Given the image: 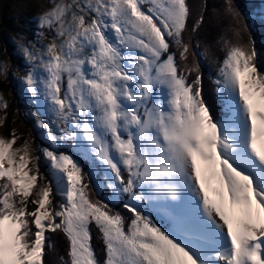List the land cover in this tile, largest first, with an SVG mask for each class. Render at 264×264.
Instances as JSON below:
<instances>
[{"label": "snow or ice", "instance_id": "6c2138e0", "mask_svg": "<svg viewBox=\"0 0 264 264\" xmlns=\"http://www.w3.org/2000/svg\"><path fill=\"white\" fill-rule=\"evenodd\" d=\"M50 3L37 42L19 47L20 91L52 147L33 155L15 130L0 136V264H48L55 232L68 241L62 264H264V70L247 16L226 0L234 41L214 57V108L203 61L189 62L188 0ZM8 108L0 93V127ZM105 188L128 197L130 217Z\"/></svg>", "mask_w": 264, "mask_h": 264}, {"label": "trees", "instance_id": "16d2710c", "mask_svg": "<svg viewBox=\"0 0 264 264\" xmlns=\"http://www.w3.org/2000/svg\"><path fill=\"white\" fill-rule=\"evenodd\" d=\"M235 8L242 13V15L248 16L247 22L251 23L252 27L244 33V42L254 41L255 48L258 52V64L264 70V21L253 20L251 16L261 14L258 12L260 8H263V0H232ZM190 5L191 15L189 19V31L185 34V40L190 44L189 62H199L203 61L201 64V72L204 74L205 79V92L215 108V96L213 92L214 85L210 77H214L217 73V68L219 67L218 60L223 59L225 54V49L223 48V42L226 39H233L232 33V18L226 10V0H188ZM204 16V22L200 25L196 32H191V25L195 24L200 16ZM21 32L24 35L33 38L32 29L22 26ZM18 29L17 24L14 19L10 17L5 21L4 27L0 32V53L6 52L12 62V68L16 70H22L25 66V61L23 57L16 52L15 45L13 41L9 38L8 34H12ZM197 45L199 48L197 49ZM172 50L177 53V58L179 61V52L173 45ZM199 51L201 53L207 51V57L194 56L193 53ZM217 58V59H214ZM181 67H183L184 62L179 61ZM10 78H7L2 82L3 87H10ZM9 104L7 110V120H6V130L9 132L11 130L10 124V114L13 111L19 112L22 119L27 121L25 131H29L32 138L33 145L35 147V153L37 145L42 147L52 146L40 135V130L33 126L36 121L35 117L26 118V110L21 106L20 98L17 93L13 96L6 98ZM37 115V114H36ZM24 133V132H23ZM63 150H70L67 147H62ZM43 159V158H42ZM82 163L85 165L86 161L83 160ZM41 173L45 176L44 183L48 180V168L47 164L43 163L41 165ZM108 191V190H107ZM93 199L98 198L95 191H92ZM122 202L115 204L116 210L120 211L123 215L130 217L131 213H128L126 209L122 207ZM93 245L97 252L98 259L103 262L104 260V244L100 236L99 231L93 226ZM51 238L54 247L50 250L49 254L46 256L48 264H62L60 257L67 255L68 251V241L62 232L48 233Z\"/></svg>", "mask_w": 264, "mask_h": 264}, {"label": "rangeland", "instance_id": "374dc122", "mask_svg": "<svg viewBox=\"0 0 264 264\" xmlns=\"http://www.w3.org/2000/svg\"><path fill=\"white\" fill-rule=\"evenodd\" d=\"M264 1V0H263ZM50 0H0V32L2 31L4 27V23L6 20H8L10 17L14 19V22L17 24L18 29L13 32L12 34H8L9 38L13 41L15 45V50L18 52L25 61V66L22 70H16L15 68H12V62L9 59V56L6 52L0 53V61H2L4 64L7 65L8 72L6 75L0 76V93L3 94L4 98H8L9 96H13V94L17 93L21 106L25 108L27 119L31 118L33 116L28 115L29 110L32 112H36L37 115H40L39 112L36 111L35 106L32 104L29 96L23 92L20 91V89L23 87V85L20 83V80L23 79V77L26 74V70L28 69L29 65L27 61L24 58L22 49L19 47L20 44H27L29 41L37 42V33L40 31L38 28V17L46 10H48L51 7ZM261 14H256L251 16L253 20H259L264 21V4L263 8H260L258 10ZM249 16V15H248ZM247 16V17H248ZM22 26L28 27L29 29H32L33 32V38L28 37L21 32ZM50 42L49 39H41L38 42L47 44ZM17 77L19 79H17ZM7 78V80L10 78L9 83L11 85V88H5L3 87L2 82ZM5 113L3 110H0V116H4ZM8 117V116H7ZM10 124H11V130L7 132L5 124L3 127H0V136H3L5 138H10V133L12 130H15L16 135L19 137L17 142V147L21 146L25 140H27L33 149V155H36L35 153V147L32 142V138L29 134V131H25L27 121L25 119H22L21 115L17 111H13L10 114ZM43 118V117H41ZM33 126L40 130V135L47 140L43 135V130L36 127V121L33 123ZM24 132V133H23ZM58 152H70L71 150H63L62 147L58 149H54ZM86 164L84 165L85 170L87 171L89 167H91L92 162L85 159ZM104 189V196L107 200H111L112 204H118L121 201L127 202L128 197L126 195H122L117 199H112L110 190ZM154 218L159 222L160 216L153 212Z\"/></svg>", "mask_w": 264, "mask_h": 264}]
</instances>
